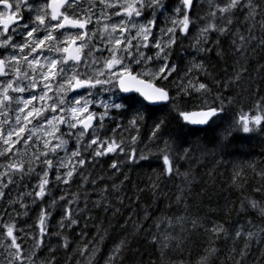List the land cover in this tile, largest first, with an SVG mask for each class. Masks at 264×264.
Segmentation results:
<instances>
[{"label": "snow or ice", "instance_id": "snow-or-ice-1", "mask_svg": "<svg viewBox=\"0 0 264 264\" xmlns=\"http://www.w3.org/2000/svg\"><path fill=\"white\" fill-rule=\"evenodd\" d=\"M229 43L239 70L216 75L211 55L226 58ZM257 48L264 0H0V264H60L61 250L64 264H145L135 241L158 251L148 264H264V161L247 165L258 196L244 195L243 168L230 181L242 198L224 215L246 223L193 213L183 187L166 214L139 197L121 213L129 172L160 162L148 184L158 196L165 181L194 182L180 164L195 162L190 145L219 167L238 140L264 136V93L242 104ZM105 164L120 184L89 171Z\"/></svg>", "mask_w": 264, "mask_h": 264}, {"label": "trees", "instance_id": "trees-1", "mask_svg": "<svg viewBox=\"0 0 264 264\" xmlns=\"http://www.w3.org/2000/svg\"><path fill=\"white\" fill-rule=\"evenodd\" d=\"M204 8L205 10L207 9L206 3ZM257 34L259 35V33ZM225 48L228 51L226 58L216 57L213 54L209 60L210 70L216 75H223L225 68L228 69L229 73L233 70H239L240 65L237 63V57L232 54L230 43L226 44ZM225 60L227 63H225ZM245 65L247 67V73L245 74L246 79L243 81L245 91L243 92L242 104L245 106V110H247V106L256 98L257 90L264 93V70L261 69V66L264 65V49L257 48L253 53H251L249 59L245 61ZM241 136H243V134H241ZM195 139L196 137L193 136L192 140ZM190 146L195 153V162L189 164L185 161H181L180 164L181 173L186 172L189 167L192 168V175L195 177V180L191 185L182 184L183 177H177L174 181H165L164 183H161L159 195L153 196L151 189L148 187L149 177L151 176L153 179L155 178L153 172L159 171L160 163L154 159L153 164L156 165V167L152 171L148 168H144L129 172V180L125 181L121 186V195L124 198V204L121 206V213L125 214L129 211L130 200L131 206L136 207V198L139 197L140 210H142L145 205H148L151 207L153 212H157V208L159 207L160 211L157 212V215L166 214L169 202H171L175 208L174 197L179 193L180 188L183 187L187 193L186 199L188 200L193 213H199L201 216H203L204 213H209L211 215V210L216 209L215 218H222V222L226 221V227L231 224H235L237 221L246 223L244 217L238 216L236 211H232L229 215H224L223 208L225 203L229 200L235 203L236 208H239V203L242 198L241 191L233 190L230 186L234 169L240 170L243 168L245 171L249 172V184L246 187L244 195L249 197L259 195L253 191L256 186V182L251 181V173L250 170L247 169V165L250 162H256L259 165L260 162L264 161V136L253 135L251 137H245L242 140H238L236 144L229 149V153L231 154L222 158V164L219 167L212 163L210 157H203V154L197 150L194 144ZM89 171L93 172V175L97 179L100 174L105 176V181H100L99 183L107 182V184L110 185L113 182L116 184H120L121 182V176H115L108 179V175L111 170L106 164L101 165L99 169H90ZM139 189H144V191H139ZM72 190H77L76 185H73ZM98 192L99 189L93 191L91 186H89L90 204L92 201L100 198ZM12 195L13 197L15 196V191ZM115 197L116 193H113L109 199L115 203ZM81 207H83V201L81 203ZM229 207H231V205H229ZM90 214L93 215V217L98 215L100 219H103L105 216V213L95 208L92 209ZM36 215L37 213L35 210L30 211V218L21 217L20 223L23 224L27 221V225L31 226L36 220ZM59 215L60 209L58 208L55 212H53L52 219L50 221V226L53 231L56 230ZM107 215L110 219H113V222L124 218L123 215L115 218H112L110 213ZM86 218L87 217L84 216L81 220V227L83 226L84 219ZM253 218H255L256 223L259 224V214L253 213L248 216V219ZM112 234L114 237L119 236L118 230L112 231ZM51 240L53 242V246H55L56 237H51ZM134 244L137 248H140L145 264H148L149 260H157L159 255L158 251L152 250L150 247L143 245L140 241H135ZM252 251L253 258H255L256 248L254 247ZM131 255L132 254L130 253L129 256ZM193 255H195V251L193 252ZM44 256H48V253L45 252ZM56 259L60 262V264H64V255L62 250L56 256Z\"/></svg>", "mask_w": 264, "mask_h": 264}, {"label": "bare ground", "instance_id": "bare-ground-1", "mask_svg": "<svg viewBox=\"0 0 264 264\" xmlns=\"http://www.w3.org/2000/svg\"><path fill=\"white\" fill-rule=\"evenodd\" d=\"M245 143V142H244ZM240 145V144H239Z\"/></svg>", "mask_w": 264, "mask_h": 264}]
</instances>
